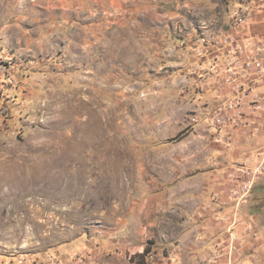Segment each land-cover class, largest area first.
Here are the masks:
<instances>
[{
  "label": "rangeland",
  "instance_id": "1",
  "mask_svg": "<svg viewBox=\"0 0 264 264\" xmlns=\"http://www.w3.org/2000/svg\"><path fill=\"white\" fill-rule=\"evenodd\" d=\"M245 1L0 0V264H159L197 238L229 120L205 53ZM245 168L212 198L221 264L243 211L264 226V174L233 208Z\"/></svg>",
  "mask_w": 264,
  "mask_h": 264
},
{
  "label": "crops",
  "instance_id": "2",
  "mask_svg": "<svg viewBox=\"0 0 264 264\" xmlns=\"http://www.w3.org/2000/svg\"><path fill=\"white\" fill-rule=\"evenodd\" d=\"M238 8L243 13L242 22L220 36L216 44L211 41L205 53L211 80L215 82L212 99L229 119L223 127H212L206 135L212 138L210 150L222 159L214 180L205 189L208 196L204 197L210 203L205 202L201 216L206 219L194 228L196 239L176 245L171 257L159 264H221L228 255L225 244L229 233L222 220L228 210L213 205L212 198L217 195L222 197L218 200L229 203V174L241 165L256 167L264 162V74L258 73L259 66H264V0H247ZM243 212L244 219L252 223L255 220L258 235L253 237L246 232V224L237 227L242 243L235 253L236 262L264 264V226L257 214Z\"/></svg>",
  "mask_w": 264,
  "mask_h": 264
},
{
  "label": "built area",
  "instance_id": "3",
  "mask_svg": "<svg viewBox=\"0 0 264 264\" xmlns=\"http://www.w3.org/2000/svg\"><path fill=\"white\" fill-rule=\"evenodd\" d=\"M258 73L264 74V66H259ZM219 126L223 125L226 120L225 118L219 117L217 119ZM244 179L233 189L231 193V198L234 201V211L235 214L240 213V210L244 206L245 199L249 196L254 186L255 180H257L264 173V162L260 163L254 168H245ZM236 222H234L231 227L235 226ZM246 232L253 233L254 235H258V231L255 228L249 227L246 228ZM230 249L233 250L238 247V236L235 233L231 234L230 240ZM224 264H233L230 261H226Z\"/></svg>",
  "mask_w": 264,
  "mask_h": 264
}]
</instances>
